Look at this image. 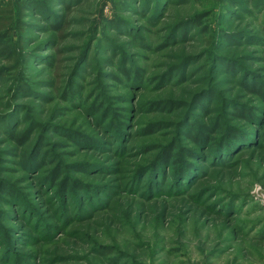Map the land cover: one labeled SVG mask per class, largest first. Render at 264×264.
<instances>
[{
    "label": "rangeland",
    "instance_id": "1",
    "mask_svg": "<svg viewBox=\"0 0 264 264\" xmlns=\"http://www.w3.org/2000/svg\"><path fill=\"white\" fill-rule=\"evenodd\" d=\"M40 1L0 80V264H264V0Z\"/></svg>",
    "mask_w": 264,
    "mask_h": 264
},
{
    "label": "trees",
    "instance_id": "2",
    "mask_svg": "<svg viewBox=\"0 0 264 264\" xmlns=\"http://www.w3.org/2000/svg\"><path fill=\"white\" fill-rule=\"evenodd\" d=\"M222 3H225L226 5H231L233 4V0H220ZM261 0H254L256 4H260ZM59 5L65 8H69L72 5H79L82 4V0H58ZM45 3L41 2L40 0H8L5 5L0 6V58L5 59L8 63L9 66L7 68L0 69V80L5 77V73H8L7 71L11 72L12 70H16L19 68L21 65H23L27 61V57L25 53L22 51V43L24 42V32L28 28V23L25 22V19L27 18L28 13L38 11L42 12L44 14V9H45ZM49 16V13L46 10L45 16ZM198 18V17H197ZM197 18L196 20V25H200L201 21H198ZM68 19L64 15L60 16H55L54 21L52 24V29L54 31L58 32H64L68 27L70 22L67 21ZM18 35V39L14 40V37ZM127 77L129 78L128 80L132 81H138L135 80L134 78L131 79V77H135L136 79L138 78V74L136 71L130 73V71L125 72ZM27 84V83H26ZM18 92H25L28 90L27 85L23 83H19V85L16 87ZM249 90L251 93H258L261 96L264 97V90L257 86L256 84H252L248 86ZM163 102L157 101L153 102L151 105V111H160L163 109ZM248 114L245 112H240L238 116H244L248 117ZM163 123L162 122H156L154 125L149 127L147 131L149 133L154 134L159 129H161ZM113 127V126H112ZM214 128H208L207 126H204L202 129V132L198 131L191 136V138L197 142V143H205L209 141V136L211 133H213V129L217 128V125H213ZM113 129V128H111ZM200 129V130H201ZM208 131V132H207ZM15 133L12 134V137L16 139ZM19 138L17 139L18 143L25 144L26 141L28 140L27 132L24 134H21L18 136ZM232 137L236 139H232ZM242 134H239L237 132H232L230 136L225 140L229 142L228 144L231 145V142H234L236 145L241 141ZM233 140V141H232ZM84 143L88 142L87 145L91 144L90 141H88L87 138L83 139ZM228 145V146H229ZM226 146V147H228ZM149 150V149H148ZM172 148H167L165 149L164 153H162L159 157L157 162L152 166V171H158L159 173V167L160 166H170V162L172 161L173 157V152ZM39 155V154H38ZM162 169V168H161ZM60 170L59 167H57L53 174L47 177L48 183H55L59 180L60 178ZM62 188L63 190L67 191L68 190V181L62 183ZM75 189L77 185H74ZM77 186V187H76ZM67 189V190H66Z\"/></svg>",
    "mask_w": 264,
    "mask_h": 264
}]
</instances>
